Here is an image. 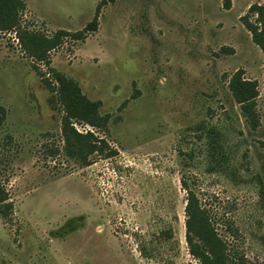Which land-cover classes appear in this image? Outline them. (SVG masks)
<instances>
[{
  "label": "rangeland",
  "instance_id": "obj_1",
  "mask_svg": "<svg viewBox=\"0 0 264 264\" xmlns=\"http://www.w3.org/2000/svg\"><path fill=\"white\" fill-rule=\"evenodd\" d=\"M101 1L24 0L21 25L79 30ZM252 3L104 0L95 31L51 50L109 115L105 129L74 123L115 151L86 166L64 152L56 94L0 31V264H200L181 177L235 264H264V50L240 21ZM238 69L258 84L255 129L228 88Z\"/></svg>",
  "mask_w": 264,
  "mask_h": 264
},
{
  "label": "trees",
  "instance_id": "obj_2",
  "mask_svg": "<svg viewBox=\"0 0 264 264\" xmlns=\"http://www.w3.org/2000/svg\"><path fill=\"white\" fill-rule=\"evenodd\" d=\"M102 2L104 0L96 5L92 19L83 28L75 31L60 28L52 34H46L21 25L20 12L25 8L24 0H0V31L14 32L22 52L32 61V66L42 83L56 94L62 111L60 130L64 152L82 166L90 164L89 156L94 153L108 157L115 151L104 139L98 138L91 131H77L74 123L105 129L109 115L100 113V101L89 99L82 93L76 81L50 67L49 54L66 39L82 40L87 33L95 31ZM225 6L229 7V0H225ZM240 21L250 33L252 41L264 50V3H252L247 12L240 16ZM38 63L47 66V72L40 70ZM257 86L255 79L243 76L242 69L233 72L228 79L229 91L252 129L259 125L256 110ZM187 182L181 177V186L186 190L185 239L189 253L197 258L200 264H235L236 258L227 249L224 239L218 236L211 215L201 206L199 198ZM11 211L12 203L9 201L8 192L0 181V216L8 220Z\"/></svg>",
  "mask_w": 264,
  "mask_h": 264
}]
</instances>
